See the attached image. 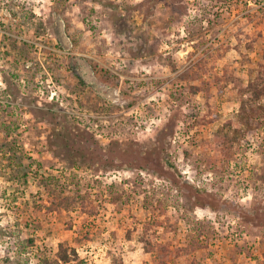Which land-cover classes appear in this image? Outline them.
<instances>
[{"label": "rangeland", "instance_id": "obj_1", "mask_svg": "<svg viewBox=\"0 0 264 264\" xmlns=\"http://www.w3.org/2000/svg\"><path fill=\"white\" fill-rule=\"evenodd\" d=\"M259 74L264 0H0V264H264Z\"/></svg>", "mask_w": 264, "mask_h": 264}, {"label": "trees", "instance_id": "obj_2", "mask_svg": "<svg viewBox=\"0 0 264 264\" xmlns=\"http://www.w3.org/2000/svg\"><path fill=\"white\" fill-rule=\"evenodd\" d=\"M247 94L252 97L255 101L258 97L264 96V85H263V78L259 74L258 78L252 81V84L246 90ZM68 144V140L66 141ZM65 262L66 260L63 259Z\"/></svg>", "mask_w": 264, "mask_h": 264}]
</instances>
